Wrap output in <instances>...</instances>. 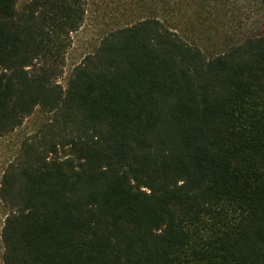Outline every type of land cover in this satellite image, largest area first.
I'll return each instance as SVG.
<instances>
[{
	"label": "trees",
	"instance_id": "16d2710c",
	"mask_svg": "<svg viewBox=\"0 0 264 264\" xmlns=\"http://www.w3.org/2000/svg\"><path fill=\"white\" fill-rule=\"evenodd\" d=\"M223 1L130 0L63 86L88 0H0V138L44 117L0 174L2 264H264V33L176 22L219 37Z\"/></svg>",
	"mask_w": 264,
	"mask_h": 264
},
{
	"label": "rangeland",
	"instance_id": "374dc122",
	"mask_svg": "<svg viewBox=\"0 0 264 264\" xmlns=\"http://www.w3.org/2000/svg\"><path fill=\"white\" fill-rule=\"evenodd\" d=\"M223 3L220 19L224 33H220L219 37L212 30L196 26L193 20L176 21L177 25L188 31L190 39H194L207 52L220 50L218 43L221 44L223 39L236 41L246 35L264 33V5L258 0H224ZM129 5L130 0H88L84 22L81 28L71 35L72 43L66 53L63 74L59 79L63 86H66L73 68L98 47L106 34L144 15L137 9L128 12ZM43 120L44 117L38 110L14 135L0 138V174L7 163L13 160L18 143L33 134ZM2 225L3 212L0 208V264L4 252L1 240Z\"/></svg>",
	"mask_w": 264,
	"mask_h": 264
}]
</instances>
